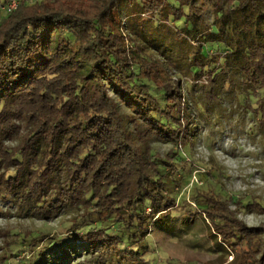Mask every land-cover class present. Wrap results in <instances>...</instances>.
<instances>
[{
  "label": "trees",
  "instance_id": "1",
  "mask_svg": "<svg viewBox=\"0 0 264 264\" xmlns=\"http://www.w3.org/2000/svg\"><path fill=\"white\" fill-rule=\"evenodd\" d=\"M9 1L0 201L21 218L63 219L22 238L27 263L161 264L152 233L174 231L203 129L237 117L264 144V0H17L2 11ZM192 199L181 229L198 217L214 235L228 228L264 264V233Z\"/></svg>",
  "mask_w": 264,
  "mask_h": 264
},
{
  "label": "rangeland",
  "instance_id": "2",
  "mask_svg": "<svg viewBox=\"0 0 264 264\" xmlns=\"http://www.w3.org/2000/svg\"><path fill=\"white\" fill-rule=\"evenodd\" d=\"M237 121V117L232 122L221 118L217 125L203 129L202 138L193 149L195 167L189 176V187L181 192L183 199L186 198L171 211L170 223L174 224V231L157 228L152 233L154 256L159 263L261 264V255H256L259 248L247 245L245 241L231 240L233 232L228 233V228L219 227L214 235L209 223L198 217L190 228L181 229L183 222L189 223L195 218L189 211L193 196L215 210L222 220H225L221 216L223 212H232L225 220L227 223L238 225L247 232L255 229L256 233H264V144L260 137L247 136L244 125ZM156 146L163 154L171 148L170 144ZM2 206L5 207L4 213H0V264H28L27 257H32L34 252L26 247L28 242L22 238L37 230L55 229L63 219L47 223L25 219L13 210L9 211L8 206L0 201ZM185 214H190L191 219L187 221L188 215ZM175 230L179 235H175ZM21 244L24 246L20 247L23 251L19 257L11 256L13 248Z\"/></svg>",
  "mask_w": 264,
  "mask_h": 264
},
{
  "label": "built area",
  "instance_id": "3",
  "mask_svg": "<svg viewBox=\"0 0 264 264\" xmlns=\"http://www.w3.org/2000/svg\"><path fill=\"white\" fill-rule=\"evenodd\" d=\"M18 7V1L17 0H11L8 3L4 4L3 7H1L2 11H13L17 9Z\"/></svg>",
  "mask_w": 264,
  "mask_h": 264
}]
</instances>
